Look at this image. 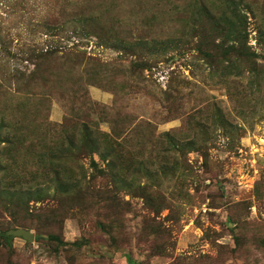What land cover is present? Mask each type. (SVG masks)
<instances>
[{
  "label": "rangeland",
  "instance_id": "rangeland-1",
  "mask_svg": "<svg viewBox=\"0 0 264 264\" xmlns=\"http://www.w3.org/2000/svg\"><path fill=\"white\" fill-rule=\"evenodd\" d=\"M0 264H264V0H0Z\"/></svg>",
  "mask_w": 264,
  "mask_h": 264
},
{
  "label": "water",
  "instance_id": "water-1",
  "mask_svg": "<svg viewBox=\"0 0 264 264\" xmlns=\"http://www.w3.org/2000/svg\"><path fill=\"white\" fill-rule=\"evenodd\" d=\"M10 233H12L13 235L16 236H21L22 238H24L27 241L32 242L34 240V235L32 232L26 230V229H17V230H13Z\"/></svg>",
  "mask_w": 264,
  "mask_h": 264
}]
</instances>
